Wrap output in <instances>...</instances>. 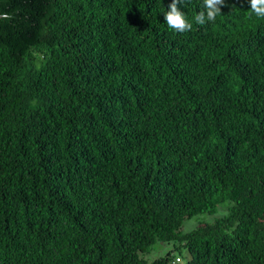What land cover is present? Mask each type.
Segmentation results:
<instances>
[{"label":"trees","instance_id":"trees-1","mask_svg":"<svg viewBox=\"0 0 264 264\" xmlns=\"http://www.w3.org/2000/svg\"><path fill=\"white\" fill-rule=\"evenodd\" d=\"M170 3L0 0V264H264V18Z\"/></svg>","mask_w":264,"mask_h":264},{"label":"clouds","instance_id":"clouds-1","mask_svg":"<svg viewBox=\"0 0 264 264\" xmlns=\"http://www.w3.org/2000/svg\"><path fill=\"white\" fill-rule=\"evenodd\" d=\"M185 3V0H171L168 10L163 14L164 20L169 29L184 33L192 29V23L187 20L184 12L177 5ZM252 14L259 18H264V0H248ZM227 6L226 0H202L203 10L199 11L195 17V23L204 25L207 22H214L221 14V8Z\"/></svg>","mask_w":264,"mask_h":264},{"label":"rangeland","instance_id":"rangeland-1","mask_svg":"<svg viewBox=\"0 0 264 264\" xmlns=\"http://www.w3.org/2000/svg\"><path fill=\"white\" fill-rule=\"evenodd\" d=\"M216 216H219V210L217 209L214 213L207 214L201 213L194 215L190 218L184 219L180 230L186 231L190 228L196 226L198 223L201 222H210ZM167 251H170L171 255L179 257V261H167L163 264H184V262L189 258V254L186 248L183 245H178L176 241H156L151 246L150 251L141 255V257L148 263L151 264L154 260L162 257Z\"/></svg>","mask_w":264,"mask_h":264},{"label":"built area","instance_id":"built-area-1","mask_svg":"<svg viewBox=\"0 0 264 264\" xmlns=\"http://www.w3.org/2000/svg\"><path fill=\"white\" fill-rule=\"evenodd\" d=\"M174 260H175V261H179V258H178V257H175Z\"/></svg>","mask_w":264,"mask_h":264}]
</instances>
